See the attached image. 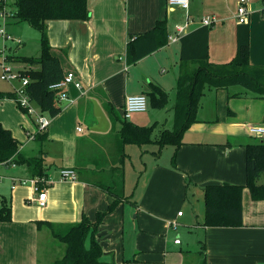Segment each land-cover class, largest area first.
<instances>
[{"label":"crops","instance_id":"0c3cea01","mask_svg":"<svg viewBox=\"0 0 264 264\" xmlns=\"http://www.w3.org/2000/svg\"><path fill=\"white\" fill-rule=\"evenodd\" d=\"M238 1L190 0L188 9L170 11L167 0H87L89 19H53L47 22L52 53L60 59L64 73L70 70L76 72L83 89L72 85L69 87V99L59 101L61 112L50 116V124L43 132L36 133V119L23 110L24 115L28 116L26 126L22 124L25 133L23 139L16 136L9 125L0 121L21 142L20 153L25 158L42 160L45 174L43 183L47 187V204L40 206L33 200L35 191L31 183L14 181V178L33 177L32 163L8 164L6 167H15L16 171L9 175L0 173V181L3 182L1 178L7 181L0 194L10 197L12 205V219L0 221V264H52L57 259L53 258L54 240L57 239L49 227L44 224L39 226V221L74 223L85 214L95 221L98 212L107 210L113 201L114 191L119 189L104 185L98 174L99 166H95L96 156L100 157L105 152L111 156L113 163L122 159L118 158L122 149L120 122L115 130L119 141L114 137L113 141L116 142L110 149L103 148L102 143L111 140V124L118 122L116 109L124 111L127 96L144 93L151 101L154 85L161 86L166 92L172 82L174 85L176 83L172 88L175 89V98L170 107L173 127L177 83L183 66L180 40H167L155 51L130 63L127 43L131 37L153 29L158 20L166 19L169 36L174 33L176 24L190 22L185 34L203 26L204 17H215V22L210 25L209 60L217 64L227 63L237 51L239 22L235 15ZM15 21L19 22L16 18ZM249 25L250 62L264 65V18L260 11L250 14ZM21 64L25 69V65ZM187 64L190 68L196 66L194 62ZM131 85L137 86L132 89ZM249 95L251 99L248 100L257 102L255 106L260 107H250L252 116L239 113L232 107V104L237 106L240 101L231 103L228 88H207L201 97L197 120L185 131L184 136L186 133L188 136L183 138L178 150L177 161L184 175L167 170L163 176L176 187L184 188H187L186 178L189 177L194 184L192 191H201L202 198L201 188L207 184H245V145L251 143L249 136L253 135L248 128L264 125V98ZM93 101L99 103L109 120V128L104 132L91 130L97 123ZM152 124L153 121L141 125ZM82 125L87 126L91 133H86ZM28 132L34 133V138H29ZM29 141L36 142L35 146L29 145ZM19 166L21 170L17 171ZM67 167L76 171V180L61 179L60 171ZM117 178L121 179L122 175L118 174ZM123 180L125 182V173ZM126 201L129 200L124 192L122 201L97 228L96 237L105 254L110 252L103 245L109 234L105 226L110 219V222L121 223L122 205ZM204 210L203 201L202 209L194 211L197 221L188 224L190 232L195 234L193 246L184 249L181 240L180 243L174 242L178 253L171 254L164 249L163 254H156L137 244L131 249L133 260L123 258L115 262L200 264L204 251L208 264H264V199L253 200L249 189H244L241 226H204L201 224ZM174 217L179 221L185 217V212Z\"/></svg>","mask_w":264,"mask_h":264},{"label":"trees","instance_id":"16d2710c","mask_svg":"<svg viewBox=\"0 0 264 264\" xmlns=\"http://www.w3.org/2000/svg\"><path fill=\"white\" fill-rule=\"evenodd\" d=\"M14 18L27 23L40 32L41 51L38 56H19L17 61L25 65L22 74L29 77L26 86L30 99L38 108L51 117L62 110L58 100V91L51 85L64 78V69L60 59L52 53L48 36L47 22L53 19H83L90 17L87 0H16ZM211 26L203 25L180 37L182 70L177 83L176 103L173 129H163L159 139L151 136L154 124L139 125L128 119L117 116L121 126L119 136L121 145L159 143L173 144L176 151L183 143L185 131L197 120V110L201 97L207 88H229L233 85L242 86L258 98H264V65L250 62V25L239 23L237 26V51L234 58L227 63L217 64L209 60V33ZM167 21L158 20L155 27L145 33L131 37L127 43V59L134 63L160 46L167 43ZM188 62L196 63L188 67ZM188 65V66H187ZM151 91V103L164 106L167 94L159 85ZM16 98L15 91L0 92V98ZM22 110V109H21ZM112 112V106L109 105ZM258 138V137H257ZM21 142L13 135L11 129L0 122V163L10 161L17 164L32 165L33 177H45L43 162L40 158L27 159L20 153ZM246 147V183H214L201 188L203 191L204 226H241L243 225V192L250 191L253 200L264 199V139ZM123 151V148H122ZM124 153V152H123ZM122 153V154H123ZM123 156V155H122ZM123 159V157H122ZM176 161V153L173 163ZM123 180V175L122 178ZM187 189L192 191L194 184L186 178ZM192 185V187H190ZM123 199L121 190L114 191L113 201L106 211L98 212L95 221L85 214L74 223H54L47 220L39 221L40 225L50 228L53 236L65 244V252L52 264H121L115 261H102L104 249L96 237L98 226L108 213L114 211ZM12 219L10 197L0 194V221ZM90 238V246H86ZM204 253V251H202ZM201 254L200 264H208L206 256Z\"/></svg>","mask_w":264,"mask_h":264},{"label":"rangeland","instance_id":"374dc122","mask_svg":"<svg viewBox=\"0 0 264 264\" xmlns=\"http://www.w3.org/2000/svg\"><path fill=\"white\" fill-rule=\"evenodd\" d=\"M15 2L16 0H4V4L0 9V30L4 28L13 37L22 40V43L18 44L15 40L5 39L0 33V92L4 93L14 91L15 87L21 86V81L18 79H2L1 75L4 69L10 68L12 73L20 74L23 72L24 67L21 62L16 60L17 57L22 55L36 57L41 51L39 30L27 23L21 24L22 22L15 21L13 16L16 10ZM262 7L263 0H249L248 8L250 14L256 10L261 12ZM136 86L131 85V88L135 89ZM175 86L176 83L174 85L172 82L167 87L166 93L168 99L163 107L152 105L148 98L147 111L133 113L129 119L140 125L145 123L151 124L153 121L154 130L151 136L154 140L160 138L164 127H166L164 129H173L171 126L172 111L170 107L173 104L171 102L175 98V89H172ZM228 92L231 103L232 101H240L237 106L232 104V107H235L239 113L252 116L250 107L254 109L259 107L255 106L257 102L248 100L251 99L249 95L251 93L247 92L240 85L230 86ZM33 105L37 110L39 109L36 103ZM116 113L120 119L125 120L123 110L116 109ZM240 116L243 117L241 114ZM27 117L22 112L16 99L10 97L0 98V121L9 125L16 136L22 139L25 137L22 124L26 126L25 122L28 120ZM250 119H246V121ZM118 124L119 121L111 124L110 131L112 137L110 141H103V148L110 149L116 142L115 140L113 141L114 137L119 141L120 138L117 131H115L116 125L117 127L119 126ZM82 126L86 133H91L87 126ZM187 136L188 134L186 133L183 138H187ZM254 136H249L250 142H256L258 140ZM97 141L101 142V140ZM28 143L33 146L36 144L33 141H29ZM95 145H98V143H95ZM121 147L123 151L122 149L120 150V156L118 158L123 157V159H118L115 163H113L111 156L109 157L105 152L100 157L96 156L97 163L95 166H99V168L97 167L100 170L98 174L101 175L100 179L104 182V185L111 186L112 189L118 188L123 194L125 192L129 200L122 205L121 223L110 222L112 221L110 219L108 225L105 226L109 230V234L106 236L103 245L110 252L105 254L106 252L104 251L101 260H106L107 262H113L123 258H125L124 260L128 258L133 260L134 257L131 256V249L137 244L142 245L146 250H153L156 254H163L164 249L168 250L171 254H176L179 252L178 248L174 245L176 238H180L183 241L182 246L184 249L187 246H193L195 234L190 232L188 224H194L197 221L194 211L196 209L198 211L202 209V192L195 193L182 186L176 187L163 176V173H166L167 170H173L183 174L179 169L177 161L179 149L176 151V147L173 144L161 146L157 142L143 144L141 146L137 144H125ZM175 153L176 167L173 163ZM19 170H21L20 166L17 171ZM15 171V167H6V165L0 164V173L2 175H9ZM124 173L125 182L117 178L118 174L123 175ZM1 179H3V182L0 181V191L7 184L4 178ZM124 188L125 190L123 191ZM178 210L185 212V217L179 219L178 230L173 227L169 228L170 226L167 223L170 220H177L174 216L178 214ZM90 242V238H88L86 241L87 247L90 246ZM64 252L65 244L54 240L53 258H60ZM108 256L110 257L107 258Z\"/></svg>","mask_w":264,"mask_h":264},{"label":"built area","instance_id":"2783aa9c","mask_svg":"<svg viewBox=\"0 0 264 264\" xmlns=\"http://www.w3.org/2000/svg\"><path fill=\"white\" fill-rule=\"evenodd\" d=\"M4 4V0H0V9L2 8ZM168 9L170 11H174L177 8H184L188 9L190 5V0H167ZM249 0H239L238 6L236 9V19L239 23H247L249 22ZM262 17L264 18V0H263V7L261 9ZM204 25H212L216 18L211 16H206L203 19ZM190 22L187 23H180L175 25V31L174 33L170 34L168 39L169 41H178L180 37L184 34V32L187 30L188 25ZM0 33L4 36L5 39L8 40H15L18 44L22 43V40L20 38L13 37L11 34H9L4 28L0 30ZM2 65V64H1ZM2 79L6 80H20L21 86L15 87V94H16V101L19 105V107L28 115H32L36 119L37 123V132H43L47 129V127L50 124V117L45 115L40 109H36L33 105L34 102L30 99L26 86L29 82V77L26 75L20 74H14L11 72L10 68H5L3 74L1 75ZM75 86L77 89H83L81 80L78 78L75 71L70 70L65 73L64 78L51 85V88L56 89L58 91V100H68V89L70 86ZM148 108V97L144 93L140 94H133L129 95L125 99V105H124V111L123 116L125 119H130L132 117L133 113L136 112H144ZM81 130V128H79ZM249 132L253 135H255L258 138L264 139V125H255L250 126L248 128ZM27 136L29 138H34V133H27ZM4 165L13 164L10 163V161L7 162H1ZM61 179L63 180H76L77 179V173L73 168H63L60 171ZM21 182L23 184L29 182L33 185L35 196L33 198L34 202H36L40 206H45L47 204V187L44 185L43 177H31L29 179H16L14 178V181ZM45 182V181H44ZM178 215H183V211L179 210ZM178 221L171 220L169 221V226L173 228H178ZM175 243H180L181 239L176 238L174 240Z\"/></svg>","mask_w":264,"mask_h":264},{"label":"water","instance_id":"95a60500","mask_svg":"<svg viewBox=\"0 0 264 264\" xmlns=\"http://www.w3.org/2000/svg\"><path fill=\"white\" fill-rule=\"evenodd\" d=\"M93 113L97 123L91 127L93 131L104 132L109 128V120L97 101H93Z\"/></svg>","mask_w":264,"mask_h":264}]
</instances>
